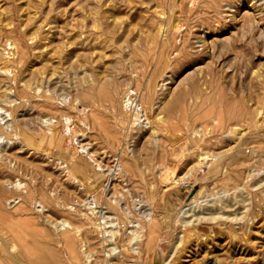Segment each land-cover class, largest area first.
<instances>
[{"label": "rangeland", "instance_id": "374dc122", "mask_svg": "<svg viewBox=\"0 0 264 264\" xmlns=\"http://www.w3.org/2000/svg\"><path fill=\"white\" fill-rule=\"evenodd\" d=\"M0 238L11 264H264V0H0Z\"/></svg>", "mask_w": 264, "mask_h": 264}, {"label": "bare ground", "instance_id": "6f19581e", "mask_svg": "<svg viewBox=\"0 0 264 264\" xmlns=\"http://www.w3.org/2000/svg\"><path fill=\"white\" fill-rule=\"evenodd\" d=\"M5 31V30H4ZM26 50V57H27V49H25ZM24 50H22V52H23ZM24 53V52H23ZM21 54V53H20ZM23 55V54H22ZM24 56V55H23ZM22 57V56H21ZM20 57V58H21ZM18 58V57H17ZM23 59V58H22ZM14 79H15V77H14ZM15 81H16V79H15ZM149 85V84H148ZM147 85V86H148ZM151 87V86H150ZM152 90V89H151ZM22 93V92H21ZM30 93H31V91H30ZM153 93V92H152ZM32 94V93H31ZM147 95V94H146ZM150 96V95H149ZM26 97H29V93L27 92V89H26ZM87 98V97H86ZM241 109V108H240ZM245 112V111H244ZM258 112V111H257ZM262 112V113H261ZM261 112H259L258 114H257V116H256V121H257V119H262L263 118V111H261ZM242 113V112H241ZM237 115V114H236ZM241 117V116H240ZM239 117V118H240ZM258 117V118H257ZM242 118V117H241ZM262 121H263V119H262ZM256 125H258V124H256ZM226 127V126H225ZM222 136V135H221ZM110 139V138H109ZM115 141V140H114ZM253 149V148H252ZM36 150V149H35ZM201 159V158H200ZM200 159H198L199 161H200ZM205 159V158H204ZM202 160V159H201ZM118 162H119V160H118ZM129 163V162H128ZM128 163H127V165H128ZM118 164V163H117ZM125 164H126V162H125ZM115 166V165H114ZM227 166V165H226ZM118 167H119V165H118ZM228 167V166H227ZM123 168V167H122ZM126 168V167H125ZM128 168V167H127ZM120 169V168H119ZM229 172V171H228ZM222 173H224V172H222ZM226 173V172H225ZM224 173V174H225ZM172 174V173H171ZM189 174V173H188ZM223 174V175H224ZM108 175V174H107ZM222 175V176H223ZM226 175V174H225ZM92 177H94V176H92ZM187 177H190L189 175H183L182 177H179L177 180H175V184H177L178 182H180V183H178V184H182L183 182H184V179H188ZM110 178V177H109ZM224 178V177H223ZM95 179V178H94ZM112 179V178H111ZM132 179H133V177H132ZM96 180V179H95ZM90 181V180H89ZM92 181V180H91ZM98 181V180H97ZM111 182V181H110ZM93 183H94V180H93ZM95 184H96V181H95ZM108 185V184H107ZM110 185V184H109ZM95 186V185H94ZM112 187H113V185H111ZM111 187V189H113ZM95 188V187H94ZM107 190V189H106ZM200 191V190H199ZM199 198H198V193H195V194H192V196L186 201L187 202V207H189V209H190V207H192L196 202H197V200H198ZM90 201V203L91 204H93L94 202H95V197H93V196H89L88 197V199H85V203H84V205L88 208V206H89V202ZM200 201V200H199ZM198 201V202H199ZM18 201L17 200H10V201H8L7 202V205L8 206H10V207H14V206H16L18 203H17ZM90 204V205H91ZM197 204V203H196ZM30 205V204H29ZM84 206V207H85ZM186 206V205H185ZM37 207V206H36ZM35 207V208H36ZM18 208H20V207H18ZM2 209V208H1ZM21 209H24V208H21ZM38 209V208H37ZM89 209H93V207L92 208H89ZM96 209H98V208H96ZM3 210V209H2ZM40 210H42V208L40 209ZM67 210H69V212L71 211H73V208L72 207H67ZM99 210V209H98ZM21 211V210H20ZM41 213V212H40ZM96 213L97 214H99L100 216L99 217H102L103 216V214L104 213H102V210L100 209V211H96ZM95 213V214H96ZM2 214H4V213H2ZM21 217V216H20ZM106 218V217H105ZM96 219V218H95ZM102 221V224H104V220H101ZM100 222V221H99ZM101 223V222H100ZM100 223H96L97 224V226L100 228V230L102 229V227H103V225H102V227H101V224ZM59 224V223H58ZM95 226V225H94ZM117 226V225H116ZM97 227V228H98ZM20 228V227H19ZM55 229H71V226H69V225H67V224H61L59 227L57 226V227H55ZM98 230V229H97ZM103 230V229H102ZM101 230V231H102ZM67 231V230H66ZM68 231H70V230H68ZM67 231V232H68ZM63 235H67L66 233L65 234H63ZM69 235V234H68ZM114 238V237H113ZM136 238V237H135ZM35 239V238H34ZM135 240L136 239H132V241H134V243H135ZM147 240V239H146ZM42 241V240H41ZM11 242V241H10ZM10 242H8V240H6L5 238H0V252H2L3 253V255L5 256V254L4 253H6V256H5V258L4 259H0V264H11L10 263V261L12 260V262L14 261L13 259V257H15L12 253L13 252H15L16 251V247H14V246H12V244L10 243ZM131 242V241H130ZM137 242V241H136ZM141 242V241H140ZM34 243V242H33ZM132 243V242H131ZM145 243V242H144ZM148 243H149V241H148ZM133 244V243H132ZM34 245L38 248L37 249V255L33 258L32 256V258H30L31 260H29L30 261V263L31 264H52L51 262H53V258H52V254H51V251H50V249L47 247V245L46 246H44V245H42V244H39L38 242H35L34 243ZM145 244H143V246H144ZM113 247L112 248H110V250H109V252H108V254L106 255L107 257H110V256H116V255H118V257H122L123 256V251H122V249H117L116 247H115V244H113L112 245ZM142 246V245H141ZM147 246H148V244H147ZM145 247V246H144ZM33 248V247H32ZM31 249V248H30ZM139 249H141V248H138V250ZM143 249V248H142ZM35 250V249H34ZM134 254L135 253H137V250L136 249H132L131 250ZM143 251V250H142ZM16 253V252H15ZM14 253V254H15ZM12 254V255H11ZM20 254V253H19ZM128 254V253H127ZM138 255H139V253H137ZM30 255V254H29ZM141 255V254H140ZM139 255V256H140ZM18 258H19V256H17ZM1 258V257H0ZM27 259H29V258H27ZM119 261V260H118ZM15 262V261H14ZM54 263V262H53ZM114 263V262H113ZM26 264V263H25ZM119 264V263H118Z\"/></svg>", "mask_w": 264, "mask_h": 264}, {"label": "built area", "instance_id": "2783aa9c", "mask_svg": "<svg viewBox=\"0 0 264 264\" xmlns=\"http://www.w3.org/2000/svg\"><path fill=\"white\" fill-rule=\"evenodd\" d=\"M115 169H117V159L114 160ZM188 179H184V182L181 184L183 187H189L191 185L189 177Z\"/></svg>", "mask_w": 264, "mask_h": 264}, {"label": "water", "instance_id": "95a60500", "mask_svg": "<svg viewBox=\"0 0 264 264\" xmlns=\"http://www.w3.org/2000/svg\"><path fill=\"white\" fill-rule=\"evenodd\" d=\"M193 193L189 194L188 199L192 196ZM151 264H160V262L157 260V258L151 263Z\"/></svg>", "mask_w": 264, "mask_h": 264}]
</instances>
